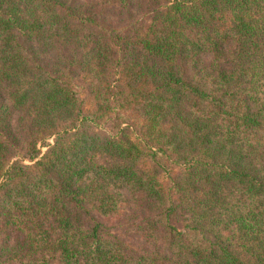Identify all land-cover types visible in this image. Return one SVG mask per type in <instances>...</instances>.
Segmentation results:
<instances>
[{"label": "trees", "instance_id": "1", "mask_svg": "<svg viewBox=\"0 0 264 264\" xmlns=\"http://www.w3.org/2000/svg\"><path fill=\"white\" fill-rule=\"evenodd\" d=\"M0 264H264V0H0Z\"/></svg>", "mask_w": 264, "mask_h": 264}]
</instances>
